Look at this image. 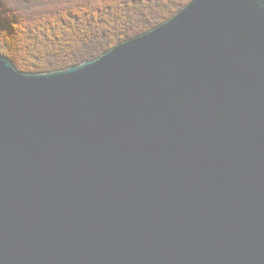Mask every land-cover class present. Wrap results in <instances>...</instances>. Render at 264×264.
I'll use <instances>...</instances> for the list:
<instances>
[{"label":"water","instance_id":"1","mask_svg":"<svg viewBox=\"0 0 264 264\" xmlns=\"http://www.w3.org/2000/svg\"><path fill=\"white\" fill-rule=\"evenodd\" d=\"M0 264H264V0L64 69L0 55Z\"/></svg>","mask_w":264,"mask_h":264},{"label":"trees","instance_id":"2","mask_svg":"<svg viewBox=\"0 0 264 264\" xmlns=\"http://www.w3.org/2000/svg\"><path fill=\"white\" fill-rule=\"evenodd\" d=\"M191 0H0V55L24 72L95 59Z\"/></svg>","mask_w":264,"mask_h":264}]
</instances>
